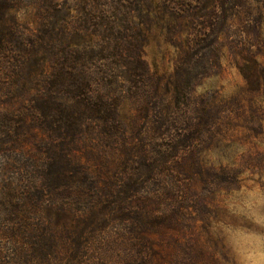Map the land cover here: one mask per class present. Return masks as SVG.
Wrapping results in <instances>:
<instances>
[{
  "label": "trees",
  "instance_id": "obj_1",
  "mask_svg": "<svg viewBox=\"0 0 264 264\" xmlns=\"http://www.w3.org/2000/svg\"><path fill=\"white\" fill-rule=\"evenodd\" d=\"M22 2L0 0V103L15 107L1 115L15 128L3 171L10 161L15 172L0 184V264H80L91 239L99 264L170 263L167 244L182 249L192 213L208 206L191 184L208 179L191 155L206 120L179 85L187 71L150 73L145 33L99 0H75L72 22L65 0H47L39 16L51 26L31 36L11 15ZM180 5L172 17L191 18V0ZM184 43L189 55L191 33Z\"/></svg>",
  "mask_w": 264,
  "mask_h": 264
},
{
  "label": "rangeland",
  "instance_id": "obj_2",
  "mask_svg": "<svg viewBox=\"0 0 264 264\" xmlns=\"http://www.w3.org/2000/svg\"><path fill=\"white\" fill-rule=\"evenodd\" d=\"M99 1L120 25L130 15L145 33L143 59L150 73L169 78L187 71L180 73L179 85L190 94L191 108L205 112L191 155L205 163L208 179L206 185L191 184L208 206L192 213L191 225L178 237L182 249L168 241L165 261H184L191 245V264H264V0H191L188 20L171 15L175 6L176 12L186 11L180 5L185 0H148V7L145 0ZM65 2L70 18L63 19H78L82 12L75 0ZM46 5L47 0H23L11 13L23 36L51 26L39 16ZM190 33L193 52L185 55L178 47ZM3 109L15 107L0 103V184L15 172L10 161L3 171L2 143L15 147L14 123L4 127ZM91 241L93 252L78 259L80 264H99L100 246Z\"/></svg>",
  "mask_w": 264,
  "mask_h": 264
}]
</instances>
